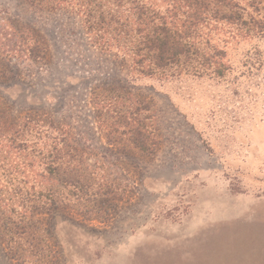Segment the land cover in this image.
Returning <instances> with one entry per match:
<instances>
[{"label":"rangeland","instance_id":"374dc122","mask_svg":"<svg viewBox=\"0 0 264 264\" xmlns=\"http://www.w3.org/2000/svg\"><path fill=\"white\" fill-rule=\"evenodd\" d=\"M242 3L255 21L214 37L223 76L157 77L99 47L73 4L0 0V124L39 120L28 141L80 165L64 164L51 201L39 161L26 197L0 160V188H24L12 220L30 227L10 233L0 200V264H264V0ZM133 103L126 124L117 110Z\"/></svg>","mask_w":264,"mask_h":264},{"label":"trees","instance_id":"16d2710c","mask_svg":"<svg viewBox=\"0 0 264 264\" xmlns=\"http://www.w3.org/2000/svg\"><path fill=\"white\" fill-rule=\"evenodd\" d=\"M41 1L44 2V0ZM165 1L168 7L163 11L157 0H53L56 4L62 2L73 4L95 43L106 50L120 49L133 71L157 77H173L183 74L205 75L207 73L223 76L227 69L223 58L224 48L219 45V41H214V37L217 33H225L227 24L236 26L235 30H238L239 24H243L246 19H250L248 22L255 21L252 14L249 15L250 18L246 15L243 0ZM120 97L115 95L100 100L102 103H111L110 106L113 109L114 104L122 101ZM99 103L100 101H96V106H99ZM130 107L134 110L131 111ZM137 108L138 106L133 103L120 112L117 110L118 118L130 124L125 122V119L128 114L130 118L134 116L133 114H137L139 112ZM112 112H115V109ZM106 119H108L106 124L110 125L112 116ZM133 120L136 121L137 117ZM38 124L39 120L29 117L12 121L9 125L0 124V160H8L15 175L23 173L27 178L21 181L27 188V191L25 189L26 197L37 189V186L31 183L29 176L31 168L35 162L39 161L43 171L38 175L48 185L47 196L51 197V201H55L56 193L63 189L60 187L57 173L61 175L64 164L71 161L66 167L67 175L76 177L80 165L66 147L56 146L48 151L45 147L37 145L38 143L29 142L26 134L30 129L39 133ZM133 129L138 137L135 142L142 148L144 145L147 146L143 140L146 137L144 128L138 126ZM110 137V141H116L115 135ZM32 145H37L38 148L35 147L28 152ZM72 161L77 163L74 164ZM55 180L58 183H54ZM5 187L7 185L0 188V200L1 204H4L5 213L11 217L9 216V221L2 225L16 236L21 229L29 230L30 227L12 220L11 214L15 209L8 207L10 204L8 201L13 200L11 194L24 193V188L20 186L16 193L10 192Z\"/></svg>","mask_w":264,"mask_h":264}]
</instances>
